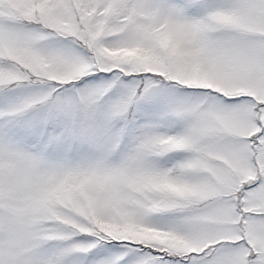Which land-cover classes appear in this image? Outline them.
<instances>
[{"label": "snow or ice", "instance_id": "1", "mask_svg": "<svg viewBox=\"0 0 264 264\" xmlns=\"http://www.w3.org/2000/svg\"><path fill=\"white\" fill-rule=\"evenodd\" d=\"M0 264H264V0H0Z\"/></svg>", "mask_w": 264, "mask_h": 264}]
</instances>
